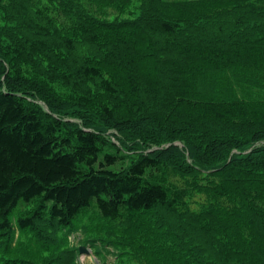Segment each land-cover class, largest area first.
Masks as SVG:
<instances>
[{"label": "trees", "instance_id": "trees-1", "mask_svg": "<svg viewBox=\"0 0 264 264\" xmlns=\"http://www.w3.org/2000/svg\"><path fill=\"white\" fill-rule=\"evenodd\" d=\"M145 1L136 22L103 21L80 9L82 0L77 7L69 0L52 2L64 35L57 42L63 56L45 43L48 73H37L30 83L11 80L0 86L2 253L10 250L15 232L36 242L41 228L45 234L78 228L95 215L111 222L125 219L168 240L159 210L186 205L190 191L179 177L205 174V194L227 205H209L203 218L247 226L253 248L262 247L258 253L249 250L250 264H264V101L214 98L197 90L199 77L210 67L242 69L249 79L264 80V0ZM120 2L92 3L123 7ZM233 9L240 11L233 30L179 32L182 24L203 23ZM78 49L98 59L65 57ZM55 79L82 94L81 83L96 82L97 92L112 101L74 100L85 105V114L74 108L67 113L43 97L38 86ZM112 125L125 127L123 138L108 134ZM220 125L227 128L219 131ZM241 129L249 135L240 137ZM138 139L154 143L142 145ZM175 141L183 147H175ZM123 153L129 165L114 170ZM153 173L159 175L150 180ZM33 203V211L25 213L23 208ZM164 252L168 264H216L189 246L180 249L179 254L189 255L179 262Z\"/></svg>", "mask_w": 264, "mask_h": 264}, {"label": "rangeland", "instance_id": "rangeland-1", "mask_svg": "<svg viewBox=\"0 0 264 264\" xmlns=\"http://www.w3.org/2000/svg\"><path fill=\"white\" fill-rule=\"evenodd\" d=\"M61 1L63 0H0V86H5L11 80L30 83L37 73L44 76L49 72L50 67L44 63L47 58L42 53V49L44 50L45 46L53 53L59 49L57 42L64 35L61 32L60 24L54 18L56 14L51 3L59 5ZM69 1L74 3V7L79 6L77 5L79 0ZM82 1L80 7H83L80 9H89L92 16L95 15L97 18L109 22L140 21L147 6L145 0H130L127 4L121 0L120 4L123 7H115L106 3L93 4L94 0H91L92 2ZM160 1L170 5L197 0ZM119 8L122 13L120 10H115ZM92 11H98V13L94 14ZM239 13V10L233 9L215 14L203 23L182 24L179 32L183 35H218L220 32L234 29L232 28L234 22H239V17H237ZM50 17H53L56 24L54 22L49 24ZM219 26H221L220 29H218ZM45 43L46 45L43 46ZM61 50L64 51L62 47ZM61 50L56 53L59 57L63 56ZM75 54L83 58L88 57L82 49L66 52L65 57L69 61L71 58H75L76 61ZM91 58L97 60L98 56H91L86 60ZM4 69L9 70L8 74H1ZM247 74L249 71L245 73L242 69H214L210 67L203 76L199 77L197 90L200 94L214 98L264 101V80L249 79ZM95 83H81L83 94L72 92V89L59 79H55L53 82L46 81L42 84L39 82L38 86L43 92V97L52 100L55 105L60 103L66 110L78 109L76 112L80 111L81 115L83 112L85 114V105L74 104V100L87 101L91 105H94L92 99L95 98L100 100L102 98L106 103L112 101L105 94L97 92L93 86H97ZM144 103H148V100H145ZM58 107L60 106L58 105ZM153 108H155V104L149 106L150 110ZM93 120L97 121L95 118ZM112 126L108 134H112L113 139L123 138L124 134H121L123 132L121 129H125V127ZM226 128L224 125H220L217 130L222 131ZM240 132V137L249 135L247 129H241ZM144 137L152 138L150 135H144ZM142 142L143 140H139L142 145H153L154 143L149 141L144 144ZM173 145L178 148L183 147L180 141H175ZM121 155L122 159L118 160L113 167L114 170H120L129 165L128 155L125 153ZM186 161L189 162L187 159ZM158 175L153 173L149 179L154 180ZM206 178L205 174L191 178L179 177L178 180L185 182L189 187L190 195L186 199V205L183 208L178 206L174 209L162 208L159 210L161 217V219L158 218L159 224L163 222L165 225L163 228L170 231L169 237L162 234L168 240H164L161 235L154 233V230L150 232L143 227L130 225L125 219L111 222L96 218L95 215L78 228H66L47 234L41 228L36 234V242L29 236L23 238L15 232L13 240L8 243L10 250L7 253L1 252L6 244L1 245L0 264H168L165 260L167 255L164 249L169 250L168 254H172L179 262L188 259L189 253L179 254L180 249L184 246H189L201 256L211 257L216 264H250L252 255L249 254V250L258 253L257 250L262 247L256 245L255 249L253 248L247 226H235L228 220L213 224L203 218L205 216L202 214L205 213L209 205L218 203L227 205L224 200H218L205 194ZM172 180L173 177L169 178V181ZM189 184H193L197 188H193ZM198 188H201L203 192ZM35 206L34 203L28 205L23 208V211L31 213ZM91 215H93L92 212ZM92 224L94 225L90 226ZM214 239L219 242H213ZM81 247L87 253H80Z\"/></svg>", "mask_w": 264, "mask_h": 264}, {"label": "water", "instance_id": "water-1", "mask_svg": "<svg viewBox=\"0 0 264 264\" xmlns=\"http://www.w3.org/2000/svg\"><path fill=\"white\" fill-rule=\"evenodd\" d=\"M79 251L80 253H87V251L83 247H81Z\"/></svg>", "mask_w": 264, "mask_h": 264}]
</instances>
